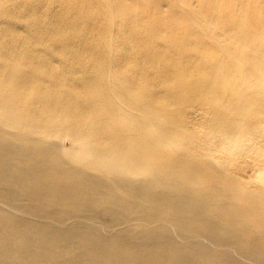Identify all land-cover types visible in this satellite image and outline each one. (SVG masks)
Returning a JSON list of instances; mask_svg holds the SVG:
<instances>
[{
    "label": "bare ground",
    "instance_id": "1",
    "mask_svg": "<svg viewBox=\"0 0 264 264\" xmlns=\"http://www.w3.org/2000/svg\"><path fill=\"white\" fill-rule=\"evenodd\" d=\"M93 1L0 4V264H264V59Z\"/></svg>",
    "mask_w": 264,
    "mask_h": 264
},
{
    "label": "rangeland",
    "instance_id": "2",
    "mask_svg": "<svg viewBox=\"0 0 264 264\" xmlns=\"http://www.w3.org/2000/svg\"><path fill=\"white\" fill-rule=\"evenodd\" d=\"M92 3V8L99 7L103 10L104 17L97 24L101 27H111V29L107 28L109 30L106 33L115 44L123 38L122 35L118 34V26L134 27L141 25V28H157L160 24L155 15L149 16L148 14V12L150 13L148 10L155 9L154 11H156L157 9L159 11L157 16H170H167L168 20L163 23L169 27H176L174 33L177 38H175L174 43L177 45L179 42V44L175 46L169 43L172 48L176 47V52L182 47L181 40L184 41L183 44L189 40L193 42L192 46L203 48V53L198 54L199 52L196 51L197 54L194 56L190 55L188 51H184L185 54L180 51L183 59L191 56L189 61L200 62L203 58L208 59L209 55H212L211 53L221 47L231 50H238L240 47L245 49L244 60L249 61V63L256 57L258 60L264 59V0H99V2L93 1ZM0 4L6 9L11 2L10 0H1ZM119 7L126 8L127 17L125 19L119 18L118 15L114 16V9L117 10ZM26 15L28 16V14ZM257 47L261 51L259 50V55L255 56L250 51ZM246 73L249 81L252 82L248 69H246ZM231 75L238 77L235 68L232 69ZM192 112L189 109L187 111L189 116H192ZM197 130L200 131L198 128ZM251 147L252 149L247 154L235 156L237 159L235 161L230 160L229 169L241 180L249 184H256L258 182L256 164L261 161V157L258 152L259 146L253 144Z\"/></svg>",
    "mask_w": 264,
    "mask_h": 264
}]
</instances>
